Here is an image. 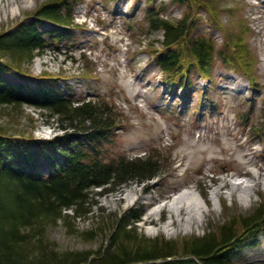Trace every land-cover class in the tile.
I'll list each match as a JSON object with an SVG mask.
<instances>
[{"label": "rangeland", "instance_id": "obj_1", "mask_svg": "<svg viewBox=\"0 0 264 264\" xmlns=\"http://www.w3.org/2000/svg\"><path fill=\"white\" fill-rule=\"evenodd\" d=\"M44 1L0 0V33L14 30ZM147 2L79 0L74 9L77 24L61 29L58 47L53 43L35 56L27 71L31 76L6 75L34 84L39 78L56 80L64 95L114 102L122 125L104 145L107 159L153 155L162 167L152 180L103 190L94 199L93 216L53 225L48 236L61 250L97 248L106 242L116 215L127 211L141 214L139 230L148 237L203 235L228 213L249 212L264 196V0L218 2L220 26L241 33V22L251 29L245 35L257 62L255 84L247 74L216 60L210 79L191 73L186 92L169 89L150 56L151 44L162 39V33L150 32ZM154 3L166 7L168 18L184 13V7L170 0ZM199 16L192 34L212 35L218 46L224 43L223 31L210 25L205 10ZM40 27L53 26L43 22ZM1 132L46 139L64 131L34 107L4 105ZM188 188L202 201V211L195 210L193 218L185 210L179 214L162 208ZM100 226L104 232L90 240L87 231H100ZM255 240V245L241 243L234 251L236 264H264V231Z\"/></svg>", "mask_w": 264, "mask_h": 264}, {"label": "trees", "instance_id": "obj_2", "mask_svg": "<svg viewBox=\"0 0 264 264\" xmlns=\"http://www.w3.org/2000/svg\"><path fill=\"white\" fill-rule=\"evenodd\" d=\"M78 1L41 2L29 11V19L0 33V106L34 107L64 131L46 139L0 133V264H236L234 251L241 243L255 245L264 231V196L249 212L228 213L224 222L203 235L148 237L139 230L141 214L127 211L116 215L106 242L95 249L61 250L49 238L50 228L58 222L93 216L94 199L103 190L152 180L162 171L153 155L107 159L104 145L122 125L114 102L64 95L56 80L39 78L34 84L6 76H31L27 71L35 56L53 43L58 47L61 29L77 24ZM170 2L184 7L181 17L168 18L166 7L154 0H148L145 10L150 32L162 33V39L151 44L150 56L169 89L188 91L192 72L210 79L216 60L247 74L255 84L257 62L245 35L251 31L247 23L240 22L241 33L220 26L219 0ZM201 10L211 26L223 31L221 45L212 35L192 34ZM43 22L53 27L42 30ZM100 228L87 231L88 238L103 233Z\"/></svg>", "mask_w": 264, "mask_h": 264}, {"label": "bare ground", "instance_id": "obj_3", "mask_svg": "<svg viewBox=\"0 0 264 264\" xmlns=\"http://www.w3.org/2000/svg\"><path fill=\"white\" fill-rule=\"evenodd\" d=\"M250 186L251 184L249 183L246 184L247 187V190L245 191L246 195H248L249 193L248 191ZM201 207H202V201L193 193V190L191 188L185 189L180 194L174 196L170 200V202L162 206V208H168L169 211H176L179 214L185 210V212L189 214L190 218H193V215L195 214V210H199V212L202 211ZM151 215L152 214H150L147 217L148 220L151 217Z\"/></svg>", "mask_w": 264, "mask_h": 264}]
</instances>
